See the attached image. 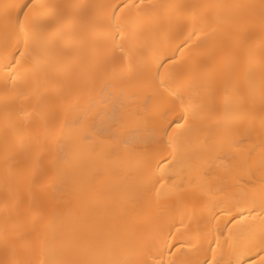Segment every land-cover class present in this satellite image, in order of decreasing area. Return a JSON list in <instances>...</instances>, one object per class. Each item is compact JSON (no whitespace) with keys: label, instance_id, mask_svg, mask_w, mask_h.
<instances>
[{"label":"bare ground","instance_id":"1","mask_svg":"<svg viewBox=\"0 0 264 264\" xmlns=\"http://www.w3.org/2000/svg\"><path fill=\"white\" fill-rule=\"evenodd\" d=\"M0 0V264H264V0Z\"/></svg>","mask_w":264,"mask_h":264},{"label":"snow or ice","instance_id":"2","mask_svg":"<svg viewBox=\"0 0 264 264\" xmlns=\"http://www.w3.org/2000/svg\"><path fill=\"white\" fill-rule=\"evenodd\" d=\"M37 6L40 8H46L47 4L45 3V0H37ZM44 264V262H42ZM144 264H147V261L144 262ZM175 264V262H173Z\"/></svg>","mask_w":264,"mask_h":264}]
</instances>
